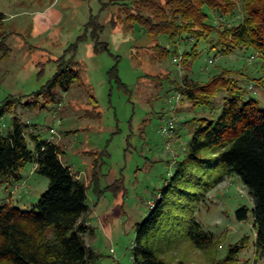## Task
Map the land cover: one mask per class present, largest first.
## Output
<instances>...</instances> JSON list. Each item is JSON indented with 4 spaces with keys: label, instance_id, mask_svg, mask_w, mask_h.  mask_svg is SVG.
I'll return each instance as SVG.
<instances>
[{
    "label": "rangeland",
    "instance_id": "1",
    "mask_svg": "<svg viewBox=\"0 0 264 264\" xmlns=\"http://www.w3.org/2000/svg\"><path fill=\"white\" fill-rule=\"evenodd\" d=\"M233 1L239 12V2ZM117 8L100 11L98 0H0V13L5 15L0 42L5 39L11 49L6 60L0 54V110L5 109L0 133L8 132L16 117L28 148L33 149L31 134L56 143L63 152L62 162L88 187L84 241L95 254L89 264H132L138 228L154 205L159 217L145 244L163 261L211 264L246 238L247 247L238 252L236 264H264V254L257 253L248 190L235 174H225L219 148L201 151L196 160L188 157L194 121L216 119L230 95L219 93L209 110L192 107L175 91V83L185 76L206 84L226 71L238 96L253 99L264 109L262 53L242 47L227 54L224 46L216 45L213 32L208 41L196 45L197 56L189 68H183L179 59L191 51L193 39L183 35L172 42L160 35L151 40L138 25L131 31H125L123 24L112 29L109 22ZM205 12L219 31L240 17L224 19L213 17L208 9ZM90 14L104 26L100 41L108 45V52L95 55L91 40L80 43L75 55L81 66L80 81L61 94L59 104L42 108L39 100L36 107L24 106L52 77L54 61L83 32ZM35 17L49 27L31 37ZM156 45L170 50L168 58L153 57L151 47ZM113 67L116 72L109 75ZM165 77L166 81L160 80ZM89 92L97 102L96 110ZM12 99L17 101L6 103ZM169 122L173 129L163 133ZM97 152L102 154L98 180L90 186L95 159L91 153ZM220 177L222 181L216 183ZM47 185L35 163H27L16 180H0V204L34 210ZM242 208L247 210L246 218L238 220ZM194 223L199 228L192 230ZM192 234H204L212 244L198 248Z\"/></svg>",
    "mask_w": 264,
    "mask_h": 264
},
{
    "label": "trees",
    "instance_id": "2",
    "mask_svg": "<svg viewBox=\"0 0 264 264\" xmlns=\"http://www.w3.org/2000/svg\"><path fill=\"white\" fill-rule=\"evenodd\" d=\"M98 1L100 11L110 6L118 7L116 16L109 22L112 29L123 24L125 31H131L138 25L151 40L160 35L172 42L183 35L193 39L195 43L191 51L184 52L179 59L183 68H189L197 56L196 45L208 41L213 32L218 37L216 45L224 46L225 53L230 54L234 48L243 47L258 50L264 58V0H237L239 12L233 0ZM205 9L213 17H240L233 26L219 31L210 22ZM4 20L5 15L0 13V25ZM103 31L104 26L99 23L98 16L90 14L83 32L54 61L56 68L52 77L24 106L36 107L39 100L43 102L42 108L48 104H59L61 94L68 93L81 79V66L75 60L78 45L89 39L93 43V54L108 52V45L100 41ZM151 49L154 58L164 60L170 55V50L159 45ZM0 54L1 60L8 59L11 54L5 39L0 42ZM115 72L113 67L109 75ZM228 74L224 71L206 84L197 83L186 76L181 83H175L178 96L192 107L212 110L219 93L224 91L230 95L216 119L194 121L190 128L188 157L196 160L201 151L214 146L219 148L218 159L225 174H235L248 190L252 201L257 253L264 254V109H260L253 99L242 100L238 96L237 86L233 85L234 82L231 85ZM148 78L152 79L151 76ZM88 98L93 110H96L97 102L90 92ZM15 101L12 99L6 103ZM4 112L5 109H1L0 116ZM96 117H99V113ZM30 139L33 149L28 148L22 124L16 117L12 118L10 130L5 134L0 133V180H16L20 169L32 162L36 165V172L48 180L47 188L34 210L22 211L5 203L0 204V264H89L95 254L84 241L89 212L86 202L88 187L62 162L63 152L56 143L41 141L39 136L32 134ZM91 154L95 159L90 186L98 180L97 169L102 155L97 152L100 154L97 159L96 153ZM221 181L220 177L216 183ZM246 214L245 208L240 209L237 219L244 220ZM158 217L157 205H154L152 213L138 228L132 264H169L158 258L155 251L145 244ZM194 228L199 226L194 223L191 229ZM191 240L202 249L212 244L204 234H192ZM246 247L247 239L243 238L228 248L223 259L211 264H236L238 252ZM174 264L185 263L179 261Z\"/></svg>",
    "mask_w": 264,
    "mask_h": 264
},
{
    "label": "crops",
    "instance_id": "3",
    "mask_svg": "<svg viewBox=\"0 0 264 264\" xmlns=\"http://www.w3.org/2000/svg\"><path fill=\"white\" fill-rule=\"evenodd\" d=\"M100 4V2L98 1ZM31 31L29 30L30 36L31 37H36L41 34H44L48 30V24L41 19L40 17H35V19L31 23Z\"/></svg>",
    "mask_w": 264,
    "mask_h": 264
},
{
    "label": "built area",
    "instance_id": "4",
    "mask_svg": "<svg viewBox=\"0 0 264 264\" xmlns=\"http://www.w3.org/2000/svg\"><path fill=\"white\" fill-rule=\"evenodd\" d=\"M173 129V123L169 122L168 126L166 128L162 129L163 133H168Z\"/></svg>",
    "mask_w": 264,
    "mask_h": 264
}]
</instances>
